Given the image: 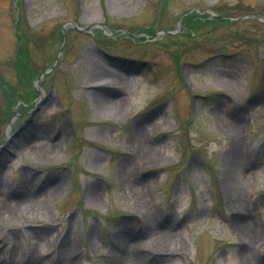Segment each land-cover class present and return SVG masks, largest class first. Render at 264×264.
<instances>
[{
	"label": "rangeland",
	"instance_id": "obj_1",
	"mask_svg": "<svg viewBox=\"0 0 264 264\" xmlns=\"http://www.w3.org/2000/svg\"><path fill=\"white\" fill-rule=\"evenodd\" d=\"M248 14L264 0H0V263L264 264V20L231 19Z\"/></svg>",
	"mask_w": 264,
	"mask_h": 264
},
{
	"label": "bare ground",
	"instance_id": "obj_2",
	"mask_svg": "<svg viewBox=\"0 0 264 264\" xmlns=\"http://www.w3.org/2000/svg\"><path fill=\"white\" fill-rule=\"evenodd\" d=\"M113 103H115V102L110 100V104L112 105ZM231 130L234 131L236 133V135H239V133H240V125H239V123H236V124L232 125L231 126ZM11 147L12 146H10L9 148H11ZM50 148H51V144L48 143V144H46L45 146L42 147L41 152L42 153H47ZM238 149H239V147H238ZM228 164L230 165V168H231L230 172H229V176H228L229 179H231V180L228 179V181H230L231 187H233V189H236L234 187V185H237L238 182H240L241 180H243L245 178L244 169L241 168V165L239 164V160H238V157L236 156V154L234 156H231L230 158H228ZM235 170H237L238 171L237 173H240V174L235 173ZM237 175L239 177H237ZM26 190L27 189H26L25 182H24L23 186H21V188L18 189V196H21V194H27ZM13 209H14V207L12 205H7L5 203V201L0 200V210H2V211L4 210L5 213H6V212H9L10 210H13ZM242 226H243V228L245 230H247L246 231L247 234H249L248 232H250L251 230L244 224ZM118 237H119L118 240L120 242L122 250L126 249L128 247V245H129L128 244L129 242L126 240V237L125 236L122 237V235H119ZM168 238H169V235H168ZM163 239H164V237L162 238V236L158 237L157 240L153 241V243L155 245H158V246L163 245V243H162ZM130 244H132V243H130ZM244 260H245V264H248L247 259H244ZM122 261L123 262L124 261L127 262L126 264H132V260H130L129 257L117 260V264H123ZM63 262H64L63 258L62 259L60 258L58 260V264H63ZM0 264H6V263H0ZM9 264H16V262H15V260L13 261L11 259ZM29 264H33V261H31Z\"/></svg>",
	"mask_w": 264,
	"mask_h": 264
},
{
	"label": "trees",
	"instance_id": "obj_3",
	"mask_svg": "<svg viewBox=\"0 0 264 264\" xmlns=\"http://www.w3.org/2000/svg\"><path fill=\"white\" fill-rule=\"evenodd\" d=\"M200 18H201V20L204 19V17H200ZM19 34H20V38H21L22 37L21 31L19 32ZM22 49L23 48L21 47V43H20V45L18 47V51H17V58H16V61H15V66H16L18 71H24V72L28 73L27 75L24 73L25 74L24 76H25V78H27L26 80H29V72H30L29 68L30 67L28 68L27 64L23 62V55L21 54ZM4 91L6 93L8 92V90H6V88L4 89ZM10 104H11V102H9L8 105L6 106V109H5L6 111L3 112L4 114H5V112L7 113L8 110L10 111V108H11ZM0 115H2V114H0Z\"/></svg>",
	"mask_w": 264,
	"mask_h": 264
},
{
	"label": "water",
	"instance_id": "obj_4",
	"mask_svg": "<svg viewBox=\"0 0 264 264\" xmlns=\"http://www.w3.org/2000/svg\"><path fill=\"white\" fill-rule=\"evenodd\" d=\"M247 16H249V15H247ZM250 16H252V15H250ZM48 71H50V70H48ZM48 71H45V73L48 72ZM43 74H44V73H43ZM6 144H7V143H6ZM5 146H6V145H4L3 147H5Z\"/></svg>",
	"mask_w": 264,
	"mask_h": 264
}]
</instances>
